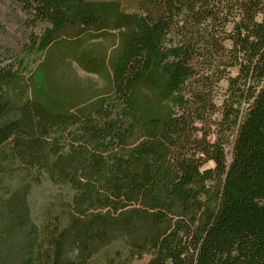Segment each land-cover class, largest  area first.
Returning <instances> with one entry per match:
<instances>
[{
    "label": "trees",
    "instance_id": "16d2710c",
    "mask_svg": "<svg viewBox=\"0 0 264 264\" xmlns=\"http://www.w3.org/2000/svg\"><path fill=\"white\" fill-rule=\"evenodd\" d=\"M18 1L30 34L17 64L0 47V193L9 208L14 180L51 192L30 219L9 212L12 264H92L118 243L99 264H264V0ZM66 29L116 37L93 70L78 57L107 66L105 94L71 104L39 68L22 83Z\"/></svg>",
    "mask_w": 264,
    "mask_h": 264
},
{
    "label": "rangeland",
    "instance_id": "374dc122",
    "mask_svg": "<svg viewBox=\"0 0 264 264\" xmlns=\"http://www.w3.org/2000/svg\"><path fill=\"white\" fill-rule=\"evenodd\" d=\"M28 19L18 0H0V47L4 51L5 63H18L21 53L28 43L30 34L26 28ZM44 28L45 25L39 24L33 30V34H40ZM62 35V38L51 45L44 54L35 55L25 61L28 74L24 75L22 83L25 85V79L39 68L36 73L38 86L46 91L50 89L58 96L67 98L71 104L77 103L79 96L92 99L97 95L105 94L109 88L107 66L104 68L103 75L87 73L78 67V57L84 56L85 66L93 70L97 66L93 59L95 60V57L99 55V49H104L105 57L111 58L117 44L116 37L112 36L101 40L81 36L75 40L77 35H74L70 29H66ZM82 67H84L83 64ZM22 83L19 85L20 89L24 88ZM210 166L211 164H208L206 167ZM9 188L8 194H13L9 199V208L3 205L7 194L0 193V239L6 238L7 234L11 239L19 241L21 239L19 226L12 232H8V227H6V224L15 222L9 212L18 214L24 219H30L31 214L35 213V209L42 202L43 197L51 192V189L45 183L26 188L18 180H14ZM19 197H23L22 202ZM8 219L12 221L9 223ZM4 248L5 246H2L0 241V264H12L16 256L14 257L10 252L7 254ZM116 250L123 256L127 255L126 248L122 244H113L110 248L99 253L93 259L92 264L102 263L107 254L112 256ZM145 261L146 258L127 260L125 264H144Z\"/></svg>",
    "mask_w": 264,
    "mask_h": 264
},
{
    "label": "crops",
    "instance_id": "0c3cea01",
    "mask_svg": "<svg viewBox=\"0 0 264 264\" xmlns=\"http://www.w3.org/2000/svg\"><path fill=\"white\" fill-rule=\"evenodd\" d=\"M79 67V66H78Z\"/></svg>",
    "mask_w": 264,
    "mask_h": 264
}]
</instances>
